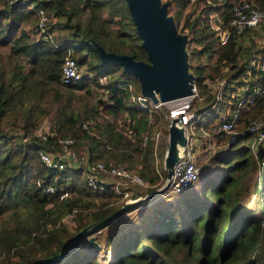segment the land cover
<instances>
[{
    "label": "trees",
    "instance_id": "16d2710c",
    "mask_svg": "<svg viewBox=\"0 0 264 264\" xmlns=\"http://www.w3.org/2000/svg\"><path fill=\"white\" fill-rule=\"evenodd\" d=\"M197 1L203 5L192 16V8L182 13L189 0H166V11L175 25L181 20L180 29L195 43L189 50V65L202 69L199 61L191 59L206 55L211 60L208 72L220 74L227 67L228 79L239 77L249 57L244 51L239 59L245 48L235 44L231 30L226 42L216 46L206 18L213 12L227 27L232 3L244 0ZM246 1L264 6V0ZM36 7L54 18L48 28L57 31L53 36L56 47L36 34ZM104 11L111 17H105ZM94 43L106 51L146 61L125 0H24L8 7L0 0V47L4 50L0 53V208L12 213L8 219H0V264H35L59 251L82 225L112 211L109 204L118 195L107 185L91 189L80 167L54 169L40 161L38 150L55 149L57 137L72 136L84 142L89 162L130 168L137 161L132 169L145 182L155 181L151 176L152 143L147 141L144 147L139 142L140 135L148 131L151 114L131 102L126 89L129 83L131 91L138 93V81L118 65L101 63ZM68 49L90 75L65 84L59 79L60 65ZM100 76L105 79L102 83L97 79ZM195 83L198 88L203 86L200 78ZM91 85L104 89L105 99H89ZM80 89L85 93L77 94ZM118 111L129 117L132 140L119 134L107 118ZM263 112L264 96L240 113L239 127ZM47 115L54 134L40 141L32 132L36 121ZM99 115L101 122L94 124L92 133L80 128L82 121ZM15 128L27 142L9 134ZM223 138L228 146L252 140L248 135L228 143ZM245 144L212 156L211 161H220L225 154V160L236 159L219 167L216 179L206 177L200 195L183 193L175 204L151 201L134 223L121 220L104 233L105 248L110 244L109 264H264V143H257L254 153L245 152ZM164 146H158L161 157ZM255 170L252 188L260 198L258 214L239 203L242 191L238 183ZM36 178L42 180L40 185L35 184ZM47 183L53 185L52 193L43 192ZM63 191L68 195L59 198ZM70 214L74 216L71 225L64 219ZM50 264H96V255L77 244Z\"/></svg>",
    "mask_w": 264,
    "mask_h": 264
},
{
    "label": "built area",
    "instance_id": "2783aa9c",
    "mask_svg": "<svg viewBox=\"0 0 264 264\" xmlns=\"http://www.w3.org/2000/svg\"><path fill=\"white\" fill-rule=\"evenodd\" d=\"M23 1L4 0V4L8 7L16 2ZM48 20L46 12L41 7H36V34L42 40L48 41L53 47H56V41L53 39L55 32L48 28ZM211 28L214 32L216 46L223 45L226 42L231 30L235 36V44L246 48V45H243L244 43L242 41H247L249 35L254 36L256 33L264 35V6L261 8L255 7L246 0L233 2L231 5V17L227 23V27L223 25L220 18L216 15L215 20L211 23ZM71 52L70 49L66 51L60 65L59 79L65 84L74 82L83 75H90L88 71L83 69L82 65H79L75 61L71 56ZM220 84L223 88L226 86L228 88L226 95H222L221 93L214 96V103H216L214 104L215 116L212 113L206 115L204 108L198 111L190 108L191 100L198 96L200 97L193 77L188 94L161 100L158 98L157 92H153L157 99L156 102H153L149 96L142 94L140 91L133 93L131 91V85L129 83L126 84V89L130 92L129 99L137 107L151 111L162 104L168 105L166 129L171 117L177 114L180 116L185 144L179 148V157L173 165L172 174L165 189L172 197H177L199 177L201 167L193 160L194 152L199 150L196 147L197 140L200 139V147H203V150L216 146L217 142H223V137L228 138L227 143L245 135L253 138L255 142L264 141V119L256 117L250 118L242 127H239L238 123L240 113L248 109L258 98L264 96V41L261 42L260 49L249 55L239 77L227 79V83L225 80L221 81ZM223 84H226V86ZM221 102H225L226 104L223 111L220 109ZM94 122L93 119L85 120L79 126L86 132L92 133V125H94ZM144 133L146 134V130ZM47 137L48 134L43 133L39 135V140L44 141ZM14 138H17L18 141L21 140L20 142H27L28 140L23 135L20 138L14 135ZM57 143V148L54 150H38L37 155L40 161L48 168L64 169V162L71 161L77 165L76 161L78 162L79 160L80 163H83L82 175L85 178L86 184L91 189H103L107 185L120 197L129 198L128 188L130 185L145 184L137 173L124 165L109 163L105 166L101 161L89 162L87 160V153L84 156L78 155L76 157L72 149L74 144V137L72 136L58 138ZM223 143L226 144V142ZM250 150L254 153L256 146H250ZM164 154L165 148L163 150V156ZM41 183V179H35V184L40 185ZM53 191L54 187L52 184L47 183L43 186L44 193L48 194ZM67 195V192L63 191L59 194V198Z\"/></svg>",
    "mask_w": 264,
    "mask_h": 264
},
{
    "label": "rangeland",
    "instance_id": "374dc122",
    "mask_svg": "<svg viewBox=\"0 0 264 264\" xmlns=\"http://www.w3.org/2000/svg\"><path fill=\"white\" fill-rule=\"evenodd\" d=\"M160 2L166 3V0H160ZM205 2H209V0H205ZM202 5H203V2H201V1L189 0V3L187 4V6L184 9H182V13H184L185 11H188V9L192 8V9H194L192 16L196 15L200 12ZM104 16L107 18H110L111 14L109 13V11H104ZM215 17H216V14L213 12L208 14L206 19L210 23V25L215 20ZM48 19L49 20L47 21V25L49 27V22H53L54 18L52 16L48 15ZM180 24H181V20L179 22H177L176 25L174 23L176 32L179 34H184L185 38H186V42L184 44V50L186 52L187 72L192 75L194 80H197L198 78H200L201 83L203 84V86L197 88V91H198V94L200 95V97L198 96L197 98H193L191 100L190 108L192 110H197V111L199 109L204 108V110H206V115H208V113H212V115L215 116L214 104H216V103H214V100H215L214 96H216V94H221V93H222V95L227 94L228 86H226V84H223L226 86L225 88H223V86H221L220 83H221V81H224V80L227 83V79H228L227 77L229 76L230 72H228L227 67H224L223 73H220V74L208 72V66L211 64V60L207 59L206 55H202L201 57H199L197 59L194 56L191 59L192 62L199 61V64L203 66L202 69H195L194 67L189 65V56H190L189 50H190V47L195 45V43L192 41L191 42L189 41V36L187 34V31L185 29H180ZM53 31L55 32V34L57 33L56 30H53ZM262 36H264V35L256 33L254 36L249 35L247 41H242L244 43L243 45H246V48L240 50L241 54L239 56V59L242 58L241 56H242V53L244 51L247 52V54L249 56L252 52L260 49L261 42L264 41V37H262ZM3 52H4L3 48L0 47V53L2 54ZM243 59H244V57H243ZM21 60H22V58H21ZM88 61H90V60H88ZM91 63H95V60H92ZM82 67L85 70L86 66L84 64L82 65ZM208 73H210V75ZM97 79L99 80L100 83L104 82V80H105L102 76H100V78H97ZM207 85H209V87H207ZM76 93L77 94H84L85 92L83 89H80V90H76ZM206 96H209L210 98H207ZM88 97H89V99H93V100L96 98L105 99V90L102 88H98L96 86L91 85L89 87ZM46 105H50V104L47 102ZM225 105H226L225 102H221L220 109L222 111L225 109ZM52 107L53 106H51V109H52ZM168 109H169L168 105L162 104V105L158 106L157 108H155L154 110H151L150 111L151 115H149V117H148V123H149L148 131L146 134L142 133L139 137L140 138L139 142L144 147H145V144L147 143V141H151V143H152L153 152H152V163H151V167H152L151 176H153L155 178V181H154V183H147L141 178L145 182V184H143V185H136V184L130 185L128 188V190H129L128 195L129 196L131 195V193L132 194L136 193V192L141 193V192L145 191L146 189H151L149 192L154 191L157 188H159L165 181L166 172L163 168V161H162L163 155H162V157L159 156L158 146L161 147V145L166 144L165 129H166V124H167L166 118H167V114H168ZM253 117H256L259 119H264V112L258 113L257 115L252 116L250 118H253ZM107 118L114 123V127H115L116 131H118V133L121 134L123 137L129 138L131 140L134 138V132L130 128L129 117L127 114H125V111H118L115 113L114 116L108 115ZM250 118H248V119H250ZM101 119H102L101 115L94 118L93 119L95 121L94 124L97 122H101ZM92 127H94V125H92ZM21 132H22L21 130L15 128V129H11L9 131V134L12 136L15 135V136L20 138ZM43 133L44 134L47 133L48 136H52L54 134V132L52 130V123H51L50 115L44 116L42 119L36 121V125H35L33 132H32V135L36 136L39 139V135H41ZM62 137H64V136H62ZM58 138H61V136L57 137V139ZM22 142H24V141H22ZM199 142H200V139L196 141V143H197L196 147L199 148V150L195 151L194 156H193V160L196 162L197 165H199L201 167L198 179L196 181H194L189 186V188H187L186 190L181 192L177 197H172L171 194L167 193L164 190L162 193L156 195L153 198L143 200L137 207L132 208L131 210H127V211L123 212L122 214H120L119 216L114 217L107 224L100 227V229H99V230H101L100 232H98L99 230L94 231L92 234L94 236V240L96 241L97 245L96 246H89L87 248L89 250H91L92 252H94V254L96 255V264H109L110 263V257H111V251L109 249L110 244L107 245V247L105 248L106 244L104 242L103 236H104V233H106L116 223L120 222L121 220L125 221L127 224L134 223L137 220V218H140L139 216H140L141 212H143L144 209L146 210L148 208V203H150L151 201H153V203L154 202H156V203L161 202V203L167 204L169 202V203L175 204V203H177L179 197L183 193H186V194H189L192 196L200 195L202 181L206 177H212L213 179H216L217 171H218L219 167H222L225 164L230 163L236 159V157L234 156L233 158H229V159L227 158V160H225L226 159V154H225L220 158V161H211L212 156L216 155L217 153L223 154L225 151H227V153H228L231 151V149L245 144L243 142H240V143H236L233 146H228L223 142H217L216 146H212L210 148H207L206 150H203V147H200L201 144ZM260 142L264 143V141H260ZM257 143H259V142H255L254 139L252 138V140H250L249 144H245L246 145L245 152H249V151L251 152L250 146H256ZM85 146H86L85 143L81 142L80 139H78V141L76 139L74 140V144H73L72 149L74 150L76 157L78 155L79 156L80 155L81 156L86 155ZM56 148L57 147H55V149ZM164 148H165V146H164ZM51 150H54V149H51ZM76 163H77V165H75V163H73L71 161H66V162H64V169H67V168L77 169L79 167L82 169L83 163H80L79 160H78V162L76 161ZM133 166H134V170H135V167L138 166L137 161H134L133 164L130 166L129 169H131L132 171H134L132 169ZM134 172L136 173V171H134ZM163 172L165 173V175L163 174ZM81 174H82V172H81ZM256 175H257L256 170L248 172L247 174H245L241 178L240 182L238 183V187H240L239 189H241V191H242V196L239 200V203L241 205L248 206L249 208H251L254 211V213L258 214L257 211H258L259 205H260V198H259L257 193H254V190L252 188L253 181L255 180ZM149 192H146V193H149ZM143 194L144 193H141V195H143ZM126 199H127L126 197L122 198L118 195V197H116L115 201H113L112 203L109 204L110 205L109 207H111L112 210L116 209L117 207L122 205ZM2 210L3 209L0 208V211H2ZM11 214L12 213L10 211L3 210L0 214V219H8L11 216ZM73 218H74L73 214H70V215H67L66 217H64L66 223L69 225L74 224ZM141 224H142V220H140V225ZM92 234H89V235H92ZM83 237H86V236H83ZM78 245H81V246L84 245V238H81ZM239 264H241V263H239Z\"/></svg>",
    "mask_w": 264,
    "mask_h": 264
},
{
    "label": "water",
    "instance_id": "95a60500",
    "mask_svg": "<svg viewBox=\"0 0 264 264\" xmlns=\"http://www.w3.org/2000/svg\"><path fill=\"white\" fill-rule=\"evenodd\" d=\"M126 7L140 46L145 51L146 61L135 60L125 53H114L95 45L101 63H111L134 76L139 84V91L156 102L153 92L161 100L188 94L192 75L187 72L184 34L176 32L172 17L166 11V3L160 0H125ZM167 138L163 168L166 172L164 183L154 191L127 198L122 205L113 209L108 215L82 225L74 231L72 238L59 251L48 254L35 264H50L58 260L84 238V246H96L93 232L107 224L114 217L162 193L170 180L172 168L179 157L180 147L185 144L183 128L179 114L170 118L166 129ZM92 234V235H89ZM86 236V237H83Z\"/></svg>",
    "mask_w": 264,
    "mask_h": 264
}]
</instances>
